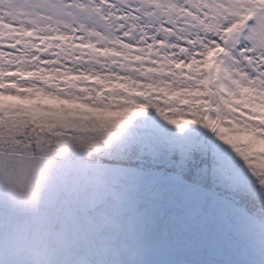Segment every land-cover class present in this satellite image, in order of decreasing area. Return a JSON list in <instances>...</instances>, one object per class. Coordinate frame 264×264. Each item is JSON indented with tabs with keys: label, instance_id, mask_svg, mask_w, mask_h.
<instances>
[{
	"label": "snow or ice",
	"instance_id": "snow-or-ice-1",
	"mask_svg": "<svg viewBox=\"0 0 264 264\" xmlns=\"http://www.w3.org/2000/svg\"><path fill=\"white\" fill-rule=\"evenodd\" d=\"M0 264H264V0H0Z\"/></svg>",
	"mask_w": 264,
	"mask_h": 264
}]
</instances>
